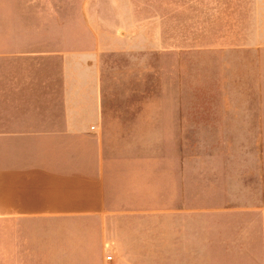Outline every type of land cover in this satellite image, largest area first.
<instances>
[{"label":"crops","instance_id":"crops-1","mask_svg":"<svg viewBox=\"0 0 264 264\" xmlns=\"http://www.w3.org/2000/svg\"><path fill=\"white\" fill-rule=\"evenodd\" d=\"M134 8L82 0L74 21L28 23L23 0H0V224H110L111 262L100 251L60 264H264L245 258L264 254L250 242L258 234L263 246L264 215L201 208V183L225 184L229 171L159 167L156 201L151 154L112 149L105 61L164 46L163 17L137 19ZM174 81L166 106H183ZM261 95L257 83L255 106Z\"/></svg>","mask_w":264,"mask_h":264},{"label":"rangeland","instance_id":"rangeland-1","mask_svg":"<svg viewBox=\"0 0 264 264\" xmlns=\"http://www.w3.org/2000/svg\"><path fill=\"white\" fill-rule=\"evenodd\" d=\"M81 1L23 0L25 22L74 21ZM132 1L137 19L163 17L164 46L105 61L112 149L151 154L153 200L159 167L181 163L230 172L225 184L217 175L210 188L201 183V208L225 204L233 215H264V106H255L257 83L264 89V63L255 62L257 55L264 60V0ZM175 78L183 106H166ZM106 228L25 223L16 232L15 224H0V264L94 262L100 251L111 262ZM262 240L261 247L258 234L250 239L254 250L261 251ZM245 258L260 262L264 254Z\"/></svg>","mask_w":264,"mask_h":264},{"label":"built area","instance_id":"built-area-1","mask_svg":"<svg viewBox=\"0 0 264 264\" xmlns=\"http://www.w3.org/2000/svg\"><path fill=\"white\" fill-rule=\"evenodd\" d=\"M110 260H111V257H110V256H108V257H107V261H110Z\"/></svg>","mask_w":264,"mask_h":264}]
</instances>
